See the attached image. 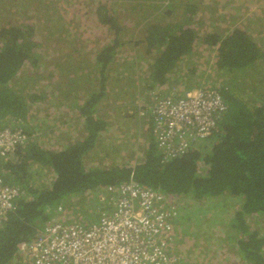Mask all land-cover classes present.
I'll list each match as a JSON object with an SVG mask.
<instances>
[{
	"label": "trees",
	"instance_id": "1",
	"mask_svg": "<svg viewBox=\"0 0 264 264\" xmlns=\"http://www.w3.org/2000/svg\"><path fill=\"white\" fill-rule=\"evenodd\" d=\"M222 1L0 0V126L48 134L49 141L65 132L61 136L71 141L62 150L30 144L16 163L0 162V177L25 192L0 226V264H23L20 246L44 230L58 207L132 178L176 197V235L197 246L203 241L210 252L183 257L181 264H264V0L259 8L235 12L210 5ZM81 15L83 25L65 30ZM206 50L214 54L210 70L223 78L219 90L227 111L220 132L163 161L151 122L142 125L133 110L156 90L179 87L182 93L204 79L195 73L202 57L208 60ZM82 61L88 66L77 65ZM130 67L137 75L134 90L115 88L117 100L129 95L131 106L108 110L110 79L124 77ZM30 75L57 84L51 93L28 83L19 91L20 82L31 83ZM122 116L142 140L128 156L126 145L107 138L114 124L122 126ZM72 121L82 126L79 132L70 128ZM44 172L52 177L48 184L38 183Z\"/></svg>",
	"mask_w": 264,
	"mask_h": 264
},
{
	"label": "built area",
	"instance_id": "2",
	"mask_svg": "<svg viewBox=\"0 0 264 264\" xmlns=\"http://www.w3.org/2000/svg\"><path fill=\"white\" fill-rule=\"evenodd\" d=\"M173 87L153 92L149 103L138 100L141 118L151 122L163 161L187 154L202 140L220 132L219 120L227 104L219 88ZM38 132L0 126V162L16 163L20 153L37 143ZM53 147V146H47ZM55 150H62L53 147ZM142 157L137 152V156ZM136 156V157H137ZM25 192L0 177V226L17 210ZM102 205L98 219L69 222L63 206L44 230L30 243L21 245L23 264H181L175 219L179 215L176 197L129 182L89 191Z\"/></svg>",
	"mask_w": 264,
	"mask_h": 264
},
{
	"label": "rangeland",
	"instance_id": "3",
	"mask_svg": "<svg viewBox=\"0 0 264 264\" xmlns=\"http://www.w3.org/2000/svg\"><path fill=\"white\" fill-rule=\"evenodd\" d=\"M259 1L260 0H241V1L240 0H226V1L219 2L218 4L210 3V5H211V7L214 5V8L216 11H219L220 9L225 7V9H227V10L230 9L229 12H235L236 11V10H234L235 8L237 9L238 7H244L247 5H250L251 7L259 8L260 7ZM223 4L228 5V6H224ZM71 15L72 14L70 13V18H71ZM45 17L47 19H49L50 16L45 15ZM82 17H83V15H81L80 17H78L76 19V21H79V24L78 23L68 24L66 26L65 30L66 29L76 30V28L80 27V25H83V22L80 21V20H83ZM50 18H53V17H50ZM86 32H88V31H86ZM97 36H99V32L97 33ZM87 37L90 38L91 36H87ZM206 54H207V58L209 60V63H205L208 60L205 61V59L202 57L203 68L202 69L200 68L198 73H195V74H197L196 78L204 75V79H201V81H199V78H197L195 80L196 83L188 85L190 87V89L209 88V87L219 88V84L222 83L223 78L218 74V72H215V75H214V72L212 70H210L211 68H209L211 60L214 59V54L211 51L209 52V50H206ZM145 60H146L145 63H140L142 65L140 73H142V74H143V72H145L146 67H147V66L144 67V65L146 63H149L148 58L145 57ZM197 62H201V60L197 61ZM77 65L88 66L87 61H82L81 63L78 62ZM127 68H129L128 64H124L122 67V69H124V70H126ZM132 68L133 67H130V69H128L126 71L124 77H119V76L113 75L114 77L110 79L108 84L114 88V91L110 93L108 100L104 101V104L108 103L107 106H110V108L107 107L108 110L110 109L112 111V109L115 108L119 104H121L122 107H127V108H128V106H131V104H129V100H130L129 95L126 96L123 101L117 100V92H116L117 89L115 87H119V84H121L120 87L128 86L129 87L128 90L130 91V93L134 90L133 85H134V82L136 83L137 75L135 74L136 72ZM185 68H186V65L183 66L181 73H183ZM195 68L196 67L192 66L191 67L192 71H194ZM30 79H31V83H29L27 80H23L22 82H24V83L20 82L19 86H18V90L20 91V89H22L24 87V85L28 83L30 88L32 85L35 88H36V85H38V86H40L39 91H44V92L48 91V93H51L52 92L51 90L54 89L53 84L54 83L57 84L56 79L49 78L51 80L50 86H49L48 81L40 82L37 79L36 75H30ZM37 81L39 83H37ZM45 84L48 85L49 87H46ZM43 85L46 88H44ZM30 88L27 89V91H29ZM141 89H142V83H141ZM57 102L60 103V101H58V100H57ZM53 103H55V102H53ZM133 112H136V115L138 118V119L137 118L136 119L139 122L140 121L143 122L142 125H144L146 122V119L141 118L138 115L137 110H135V111L133 110ZM115 121L117 122L118 119L115 118ZM118 124H121L122 126L115 127L116 124H114L113 125L114 128H112L111 133H110V135L107 136V138H109V142L111 140H114V139H119L120 141H124V143L119 141V144L126 145V148L123 150V154L125 156H128L131 153V145L133 146V148L134 147L137 148L139 146V144L142 142V140H140L141 139L140 137L132 135L133 133H132L131 127H133V126L129 125V121L126 120L125 117L122 116L120 118ZM81 127L82 126L79 124V122H74V121H72V124L70 125V128L76 130V132H79ZM123 131H126L127 134H124ZM146 131L147 130L144 129V132L142 134L140 132H138V134L144 135ZM63 134H65V132L61 133V135H63ZM135 134H137V133H135ZM61 135L59 137L56 136L55 138L52 139V141H49L50 137H48V134L45 136L44 134L38 133L37 144L44 146V147L53 146V147H57V148L59 147V144H60L61 148H64L71 141H70V139H68L67 142H65L66 138L64 139V137H62ZM119 135H121V137L117 138ZM77 136L80 137V135L78 134V135H75V137H73L71 139L74 140ZM76 139L78 140V138H76ZM114 156H116L114 151H111V159H113ZM135 156H137V153ZM136 158L140 159L141 157L138 155ZM100 160L102 161L101 157H100L99 161ZM110 161L111 160L108 159L107 163H105V164L108 165V163H110ZM118 161H119V158H118ZM51 178L52 177L48 172H44L42 174V178L38 181V183L42 180L43 183L48 184V183H50ZM84 195L82 197L75 198L73 201L69 202L68 205L63 206L65 209L64 213L66 215H68V217L70 218L69 222H78V221H82V219H83L87 223H90V222H93V221L98 219V212L102 208L101 203L99 202V200L97 199L96 196L86 197ZM180 204H181V206L184 205V201H180ZM217 226H219V225H217ZM196 243L197 242L193 243L192 240H190V237H186V236L180 237V240L177 242V244H178V247L180 248L181 256H183L184 258L193 257L195 260V259L202 257L203 256L202 253L209 255L210 252L208 251V249H207V251H205L206 246L204 245L203 241L200 243L199 246H197ZM207 243H209L208 240H207ZM205 257L209 259L208 256L205 255ZM210 257L212 259L214 258L213 255H211ZM208 259H205V261H207ZM219 259H222V260L225 259V255H224L223 251H219Z\"/></svg>",
	"mask_w": 264,
	"mask_h": 264
},
{
	"label": "clouds",
	"instance_id": "4",
	"mask_svg": "<svg viewBox=\"0 0 264 264\" xmlns=\"http://www.w3.org/2000/svg\"><path fill=\"white\" fill-rule=\"evenodd\" d=\"M135 107H136V105H135ZM147 123V121L145 122V124ZM180 240V237L178 236V241Z\"/></svg>",
	"mask_w": 264,
	"mask_h": 264
},
{
	"label": "crops",
	"instance_id": "5",
	"mask_svg": "<svg viewBox=\"0 0 264 264\" xmlns=\"http://www.w3.org/2000/svg\"><path fill=\"white\" fill-rule=\"evenodd\" d=\"M188 88H190L188 85H187ZM23 262V261H22Z\"/></svg>",
	"mask_w": 264,
	"mask_h": 264
}]
</instances>
